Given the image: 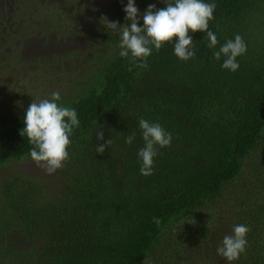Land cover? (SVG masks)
Instances as JSON below:
<instances>
[{"label":"trees","instance_id":"obj_1","mask_svg":"<svg viewBox=\"0 0 264 264\" xmlns=\"http://www.w3.org/2000/svg\"><path fill=\"white\" fill-rule=\"evenodd\" d=\"M126 3L83 0L69 11L63 4L58 18L41 12L29 23L61 35L83 24L94 46L115 50L98 86L69 102L80 125L54 190L17 173L0 179V264H228L216 249L236 224L250 231L233 264H264V0H215L209 29L218 44L210 49L206 34L189 31L195 56L188 61L171 44L144 59L121 58L120 36L102 18L128 23ZM5 4L0 18L10 15ZM150 4L165 7L164 0H135L141 14ZM236 34L247 52L231 72L213 53ZM23 117L0 128V169L30 158ZM141 118L172 133L150 176L140 174L137 157ZM133 133L134 142L125 143ZM10 235L23 244L12 245Z\"/></svg>","mask_w":264,"mask_h":264},{"label":"clouds","instance_id":"obj_2","mask_svg":"<svg viewBox=\"0 0 264 264\" xmlns=\"http://www.w3.org/2000/svg\"><path fill=\"white\" fill-rule=\"evenodd\" d=\"M165 7L156 9L150 4L141 14L135 5V0H127L123 8L128 23L121 25L116 21H109L103 17L105 28L118 33L120 36L119 56L131 55L135 59H144L152 54L153 49L160 50L164 45L173 46V54L181 61H188L195 56V43L191 33L197 31L206 34L207 47L212 49L218 44L216 34L209 29V21L214 19L216 9L215 0H164ZM142 19V26H138ZM175 38V39H174ZM247 44L236 34L234 39L227 40L218 51L213 53L214 58L220 61L221 68L235 72L240 65L237 57L246 54ZM59 91L51 93L50 98L32 102L25 110L23 117L24 127L21 136H26L34 147L29 157L37 165H43L49 173L62 167L69 158L68 146L74 129L80 125L75 108L63 106L59 102ZM139 128L144 146L139 149L137 157L141 163L140 174L150 176L153 173L154 158L158 155V148L170 146L172 133L166 131L161 124L141 118ZM97 140L103 139V132L95 134ZM135 133L125 138V143L132 144ZM110 143L96 146L97 154H103L105 147ZM159 224L158 218H153ZM250 228L245 224H236L231 235H225L216 253L224 258L228 264L237 261L241 254L246 252L247 233Z\"/></svg>","mask_w":264,"mask_h":264},{"label":"rangeland","instance_id":"obj_3","mask_svg":"<svg viewBox=\"0 0 264 264\" xmlns=\"http://www.w3.org/2000/svg\"><path fill=\"white\" fill-rule=\"evenodd\" d=\"M7 2L4 11L10 15L0 18V128L16 122L32 102L50 98L55 91L60 92L59 103L69 107V102L84 87L98 86L100 70L115 50V45L109 47L103 43V47L94 46L83 24L73 23L74 27L65 35L53 30L42 32L40 27L29 24L39 18L41 12L58 18L63 12V4L69 11L70 6L71 10L74 6L81 7L83 0ZM59 6L62 8H55ZM42 165L38 166L30 158L11 161L0 169V179L12 173L20 177H35L52 191L58 183L55 178L60 168L49 173ZM6 237L15 247L23 244L17 236ZM153 257H158L157 253L150 255L149 259ZM199 259L208 261L203 254Z\"/></svg>","mask_w":264,"mask_h":264}]
</instances>
